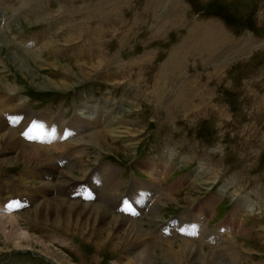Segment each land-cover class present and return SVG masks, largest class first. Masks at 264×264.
<instances>
[{
    "label": "rangeland",
    "instance_id": "374dc122",
    "mask_svg": "<svg viewBox=\"0 0 264 264\" xmlns=\"http://www.w3.org/2000/svg\"><path fill=\"white\" fill-rule=\"evenodd\" d=\"M170 59L179 62L169 64ZM0 80L12 88L9 95L4 92L13 102L6 101L9 114L20 117L4 126L20 142L22 137L26 144L43 142L42 136L23 134L27 113L22 110L32 113V122L43 113L70 120L88 106L87 113L98 109L99 120V125L91 123L94 130L78 136L82 145L64 140L72 159L82 156L85 170L67 168L57 157L56 176L40 181L32 175L39 165L26 162L21 149L6 146L2 138L0 204L12 209L31 238L18 244L17 233L9 236L0 229V264H126L147 250L130 246L133 237L127 240L123 232L117 239L106 232L87 239L81 236L86 227L77 229L62 217L54 227L50 209L45 210L48 219L35 212L38 204L31 193L45 182L61 186L70 178L74 187L69 188L80 193L94 183L98 166L107 163L121 171L124 182L114 192L124 205L112 212L143 224L149 236L189 225L197 216L195 229L204 237H162L168 240L154 246L155 264H200L181 248L183 238L192 240V252L200 251L203 260L213 254L221 264H264V0H0ZM181 94L193 99L184 104ZM108 114L119 117L116 129L122 133L107 132ZM91 131L110 135L96 143L89 139ZM4 132L0 127V135ZM156 162L165 169L160 178L152 176ZM190 174L197 178L176 187ZM118 181L115 176L113 185ZM151 181L153 188L139 189ZM97 187L94 194L84 189L81 195L113 197ZM131 189L149 191L152 198H137ZM46 195L54 196L50 190ZM245 199L254 211L241 209ZM208 202L212 212L203 219L198 215ZM231 211L238 214L230 223ZM109 226L108 231L114 227ZM172 245L174 253L165 256L162 250Z\"/></svg>",
    "mask_w": 264,
    "mask_h": 264
},
{
    "label": "bare ground",
    "instance_id": "6f19581e",
    "mask_svg": "<svg viewBox=\"0 0 264 264\" xmlns=\"http://www.w3.org/2000/svg\"><path fill=\"white\" fill-rule=\"evenodd\" d=\"M89 4V3H88ZM150 4V3H149ZM86 5V3H84V6ZM148 5V4H147ZM168 9V8H167ZM166 9V10H167ZM167 12V11H166ZM58 21V20H57ZM23 41V40H22ZM29 43V42H28ZM32 43V42H31ZM29 45V44H28ZM33 46V45H32ZM101 47V46H100ZM99 48V47H98ZM57 49L53 50V53H57ZM184 54L186 53H181L179 54V56H184ZM174 56V55H173ZM175 57V56H174ZM228 58V57H227ZM217 59V58H216ZM16 60V59H15ZM117 61V60H116ZM170 62H174L177 63L179 62V60H174V59H170L169 60V64ZM37 63V62H36ZM167 63V62H166ZM48 64V63H47ZM57 64V63H56ZM122 64V63H121ZM120 65V64H119ZM100 66V65H99ZM144 67V66H143ZM125 68V65H124ZM129 68V67H128ZM129 71V70H128ZM161 78V77H160ZM159 78V79H160ZM163 79V78H161ZM182 81V80H181ZM189 81L187 79V81L185 82V86H187L189 84ZM169 82V81H168ZM173 82V81H172ZM169 84V83H168ZM174 84V83H172ZM48 86H50V84H47ZM162 85V84H161ZM160 85V87H161ZM177 85V84H176ZM170 86V84H169ZM11 86L7 85L4 83V80H0V127H3L5 132L3 134L0 135V141L2 140V138H5L6 141V146H8L9 144H11V147H15V148H20L21 149V157L26 161L29 162L31 164H37L39 165L38 169L33 171L32 175L35 176L36 179L43 180L46 177H50V176H56V171L58 170L57 166H56V158L58 157L59 160L62 158V162L65 163V167H75L77 169H79L78 171H84L85 167H84V161H82V156L79 157V160H75L72 159L70 157V152H68V147L70 145L67 144V142H64V140L66 141L67 137L70 138L71 141V145L74 146L77 142H79V140L77 139L79 135H81L82 132H86V131H90V130H94V128L91 126V123H96L98 124L99 120H98V109L93 108L92 111L90 112H86L85 110L88 109V106H83L77 113H75V116L70 119L67 120L63 114H59L57 116H52L53 114L51 113H43L44 115H39L37 118H34L35 120L32 122V118L28 117V116H32V113L29 111H25L22 110L23 112H26L27 114L22 115V130H23V134H26L28 132L34 133L36 134V136H42L43 138V142L41 145L37 144L36 141H32V143H28L25 142L23 140L22 137V142H20V138L16 137L17 133L15 131L7 130L6 127L4 125H8L10 123L13 122H19L20 121V117L18 115H11L9 114L8 111V103L6 101H8L9 98H6L4 96V92L8 93L12 92V88L10 89ZM159 87V88H160ZM171 87V86H170ZM167 88V87H166ZM181 88V87H180ZM179 88V89H180ZM176 89V88H175ZM198 89V88H197ZM186 90V89H185ZM162 91V90H161ZM160 89H158V92H161ZM178 91V90H177ZM199 91L202 92V89H199ZM143 92V91H142ZM165 92V91H164ZM189 92V91H188ZM194 92V91H193ZM197 92V91H196ZM198 93V92H197ZM11 94V93H10ZM196 93H194L195 95ZM201 94V93H200ZM157 96L159 98L164 97L163 94L158 93ZM196 96H198L196 94ZM201 95H199L198 97H200ZM174 97V96H173ZM182 97V101H184V104L186 102V100H191L193 99V96H185L184 94H181ZM20 98V97H19ZM20 100L22 101L23 98H20ZM20 101V102H21ZM200 101V100H199ZM149 102V101H148ZM12 101L9 99V104L12 106ZM18 105V104H17ZM20 108V106L18 107ZM92 107H90L91 109ZM189 108V107H188ZM89 111V110H87ZM103 112V111H101ZM109 115V114H108ZM137 115V114H136ZM51 117V118H50ZM167 118V117H166ZM32 119V120H31ZM38 120H43L40 124L37 122ZM31 122V123H30ZM120 122L119 117L116 116H107V121L106 123V129H108V133H111L113 136H116L117 132H121L119 130H117L116 125ZM132 123V122H131ZM25 124V125H24ZM31 124L32 127L29 125ZM66 124H68L66 126ZM114 124V129H111L110 127ZM63 125H65L66 127L64 128ZM99 125V124H98ZM102 125V124H100ZM120 125V124H119ZM100 127V126H99ZM45 132H48V134L45 135ZM100 131H91V135L89 136V139L91 141H95V139L100 140L104 143V138L107 135L110 134H105V135H100L103 133H99ZM67 133V134H64ZM122 133V132H121ZM96 134H98L96 136ZM32 138V137H31ZM34 138V137H33ZM39 138V137H38ZM37 138V139H38ZM106 139V138H105ZM138 139V138H137ZM4 140V139H3ZM41 140V139H38ZM75 140H78L77 142H75ZM89 141V140H88ZM87 141V142H88ZM106 141V140H105ZM74 142V143H72ZM96 142V141H95ZM97 143V142H96ZM22 144V145H21ZM79 145L81 144L80 142L78 143ZM77 144V145H78ZM87 144V143H86ZM90 144V141H89ZM100 144V142H99ZM98 144V145H99ZM82 145V144H81ZM5 146V147H6ZM84 146V145H83ZM89 146V145H88ZM102 146V145H101ZM80 147V146H79ZM85 147V146H84ZM14 148V149H15ZM74 148V147H73ZM100 148V147H99ZM103 148V146H102ZM84 148H81V151ZM4 150H7L6 148H4ZM55 151H60L61 154H57L58 155H54L53 152ZM84 151V150H83ZM73 155V154H72ZM74 156V155H73ZM55 158V159H54ZM81 158V159H80ZM58 161V159H57ZM3 161H0V164ZM25 162V163H26ZM55 162V163H54ZM72 162V163H71ZM86 163V162H85ZM5 164V163H4ZM90 166V165H89ZM70 168V167H69ZM89 168V167H88ZM153 168L157 171V174H152V176H156L157 177H161L165 171V169H161L158 167L157 162L153 164ZM66 169V168H65ZM87 169V168H86ZM64 170V169H63ZM68 170V169H67ZM88 170V169H87ZM65 171V170H64ZM63 171V172H64ZM89 171V170H88ZM94 171V170H93ZM97 174L94 175L92 177V181L94 182L93 184H89L86 187H83L80 191V193L78 192V190H74V189H70L69 187H74V184L71 183L69 181V179H62L61 181V186H57L55 184V182H52L54 185H52L50 182H45L44 185H41L38 190H36L35 192H42L44 193V195H35V192H32L31 194L34 195V201L38 204V207L36 208V214L38 216H44V215H48V213L45 212V210L50 209L52 211V213H54V221L51 222L54 227L55 226H60V221L59 217H62L64 219V221L66 222H72L73 226L77 229H82L83 227H86L87 229H89L87 232H85L83 229L82 235L84 237H87L85 234L88 235L90 239V237H101V233H105L108 234V237H116V239L118 237H120V234H122L121 232H123L124 234V238L125 239H129V237H133L132 238V244L130 246L135 247V245L137 244H141L144 245L145 250L144 252L141 253V251L139 250L140 253H138V255H136L134 257V259L126 263V264H155L154 261L152 260V251L154 250V246L158 245L160 246V243H165L167 242L166 240H168V238H162V237H174L177 235H182L181 237H204V235H201L199 232L196 231L195 227L198 224L197 222V216L196 218L191 221V223L185 224L180 226L177 229H172V230H168V231H164V230H155L156 232L152 235H148V233H146L144 231L145 226L143 224H140L138 222L135 221H129V219H126L125 217H119L116 214L118 213V211H120L119 209H115L116 210V214L112 212V209H114L115 207L120 205V199L114 194V192H118L119 187L124 184V182H122V180L120 179L121 174L119 175V172H121L117 167H114L110 164H106L105 167H99L98 166V170H97ZM67 172V171H66ZM95 172V171H94ZM83 173V172H82ZM88 173V172H87ZM166 173V172H165ZM69 174V173H68ZM67 174V175H68ZM72 174V173H71ZM89 174V173H88ZM26 176V178L28 179L29 175L24 174ZM98 175L101 179L100 183L98 182ZM61 176V175H60ZM77 176V175H76ZM116 178L119 180L115 185H113V179ZM71 177V175H70ZM26 178L22 177V182H28L26 181ZM72 178V177H71ZM80 178V177H79ZM197 178V175H192L190 174L188 177H186L185 179H182L181 181H177L178 183L176 184V187H179L181 185H183L182 183L185 182V180H193ZM74 179V178H72ZM122 183V184H121ZM154 182H150V183H146V184H141L139 186V189H147L150 190L151 188H153L156 184H154V186L152 185ZM8 184V183H7ZM138 184V183H136ZM28 185V184H27ZM31 185V184H29ZM99 185L102 187V189L105 191V193H108V191L110 193L113 194V197L110 199L108 197H104L103 194H101L100 196H102L101 198L97 199V200H90L87 199L85 197H83L81 194L82 192H84V189L88 190V192H91L94 194L95 191V187L96 190L99 192ZM24 186V185H23ZM136 187V185H134ZM78 187V186H77ZM81 187V186H79ZM151 187V188H150ZM196 187V186H195ZM227 187V186H226ZM121 188V187H120ZM162 188H159V190H161ZM50 190L51 193L54 194V196H52L49 199L47 198L46 193ZM132 190V189H131ZM158 188L156 189V191H158ZM222 191V190H221ZM224 192V191H223ZM79 194L78 197L75 194ZM119 193V192H118ZM86 194V193H84ZM117 194V193H116ZM131 194L133 195H137L136 197L139 198V196H142V198L148 199V196L150 195V192H143L141 194H138L137 190H132ZM89 195V194H88ZM168 195V194H167ZM107 196V195H106ZM172 197V196H171ZM152 197H150L151 199ZM25 199V198H24ZM45 199L44 203H41L43 200ZM101 199V200H100ZM114 199V200H113ZM148 199V200H150ZM172 199V198H171ZM108 200H113L110 201L109 206H104L102 205V203H106V201ZM143 202V199H141ZM176 200V199H175ZM178 200V199H177ZM212 200V199H211ZM31 201V200H30ZM29 201V202H30ZM33 201V200H32ZM33 201V202H34ZM251 201V200H250ZM249 200H243L242 203H240L241 205V209L243 211L245 210H250V211H254L256 209L255 205L252 203V201L250 202ZM113 202V203H111ZM149 202V201H147ZM215 202V201H214ZM214 202H212V205L214 204ZM124 203V202H123ZM138 203V201H137ZM163 204V203H162ZM165 204V203H164ZM163 204V205H164ZM23 206V205H22ZM130 208H135L136 211L140 208L137 206H131L129 205ZM206 207L204 208V210H202L200 212V214L198 215L199 217L203 218L204 217H208V215H210L211 208L212 206L210 205V202H208L206 205ZM24 208L26 206H23ZM145 207V206H144ZM237 207V206H236ZM144 209V208H143ZM203 209V207H202ZM23 210V209H22ZM35 210V209H34ZM49 210V211H50ZM146 210L148 211V208L146 207ZM201 210V209H200ZM238 210V207H237ZM135 211V210H133ZM157 211V210H156ZM143 212V211H142ZM152 212V211H151ZM234 212V213H232ZM239 212V211H238ZM34 213V212H33ZM145 213V212H144ZM158 213V212H157ZM231 215H229L230 217V223L231 221H233L235 214L237 213V211H231ZM129 214V213H128ZM139 214V213H138ZM238 214V213H237ZM236 214V215H237ZM25 215V214H24ZM24 215L22 214L21 216L24 217ZM126 215V213H125ZM154 215V214H153ZM20 216V215H19ZM35 216V215H34ZM48 216L45 217L46 219H48ZM128 217V216H127ZM138 217V215H137ZM198 217V218H199ZM130 218H133V216H131ZM151 218V217H150ZM19 218L13 213L12 214V209L8 206H3L2 204H0V229L3 230V232L5 233V235H11L12 233L15 232L14 234L17 233V235L15 236L16 239H18L16 242H19L18 244H20L22 241V239H29L31 238L30 234H28L25 230L22 229V226H20V224L16 221ZM33 218H31L30 220H32ZM23 220V219H22ZM62 220V219H61ZM200 220V219H198ZM206 222V219L204 220ZM35 222V221H34ZM129 222V223H128ZM140 222V220H139ZM153 222V221H151ZM229 222H225L224 225L229 224ZM64 223V222H63ZM146 223V222H145ZM235 223V220H234ZM62 224V222H61ZM112 224L114 227L109 229L108 231V226ZM65 225V224H64ZM67 225H70L67 224ZM230 225V224H229ZM11 226V229L9 228ZM63 226V225H62ZM198 226H200L198 224ZM66 228V226H64ZM110 227V226H109ZM116 227V228H115ZM205 227V226H204ZM63 228V227H62ZM64 228V229H65ZM73 228V227H71ZM221 228V227H220ZM224 228V227H223ZM67 229V228H66ZM146 230V229H145ZM226 230V229H225ZM67 231V230H66ZM71 231V229L69 230ZM77 231V230H76ZM75 231V232H76ZM205 231V230H204ZM153 232V231H151ZM69 233V232H68ZM98 233V235L96 234ZM120 233V234H119ZM174 233V234H171ZM151 234V233H150ZM22 236V237H21ZM104 237V236H103ZM148 237H154V239H150ZM223 237V236H220ZM14 239V238H13ZM21 239V240H20ZM33 239V238H32ZM85 239V238H84ZM98 239V238H97ZM100 239V238H99ZM120 239V238H119ZM123 239V238H122ZM15 240V239H14ZM13 240V241H14ZM20 240V241H19ZM38 240V238H37ZM103 240V239H101ZM108 240V239H107ZM31 241V240H30ZM88 241V240H87ZM99 241V240H97ZM117 241V240H116ZM192 241V240H191ZM191 241H189V239L187 238H183L182 242L180 243L181 248L184 249L185 251H187V254L192 253L193 256L195 257L196 261H199L200 264H206V261H209L210 264H221L220 261L217 260L216 257H214L213 254L206 256V258L203 260V257L201 256L202 253L200 251H193L192 248V243ZM204 241V240H203ZM92 242V241H91ZM95 242V241H94ZM103 242V241H102ZM109 242V241H108ZM120 242V241H119ZM128 242V241H127ZM170 242V241H169ZM206 242V241H205ZM204 242V243H205ZM42 243V242H41ZM98 242H96L95 244L97 245ZM104 243V242H103ZM130 243V242H129ZM17 244V243H16ZM32 244V243H31ZM99 245L102 244L101 242L98 243ZM105 244V243H104ZM195 244V243H194ZM215 244V243H214ZM40 245V244H39ZM42 245H44L42 243ZM99 245L97 247H99ZM125 245V244H124ZM123 245V247H124ZM164 245V244H161ZM196 245V244H195ZM45 246V245H44ZM47 247L49 245H46ZM224 246V245H223ZM243 246V245H242ZM51 247V246H50ZM101 247V246H100ZM110 247V245H109ZM113 247V246H111ZM116 247V246H115ZM129 247V246H127ZM125 248V250L127 249V251L129 250L128 248ZM140 247V246H139ZM45 248V247H44ZM117 248V247H116ZM118 248H120V246L118 245ZM143 248V247H142ZM156 248V247H155ZM192 248V249H191ZM241 248V247H240ZM48 248H46L47 250ZM113 249V248H112ZM115 249V248H114ZM120 250V249H119ZM124 250V248H123ZM122 250V251H123ZM162 250V249H161ZM174 249H173V245L172 248L167 247L165 249L162 250V253L165 256L168 255H172L174 253ZM214 251V250H213ZM129 252V251H128ZM53 253V252H52ZM214 253V252H213ZM127 254V253H126ZM137 254V253H136ZM191 254V255H192ZM135 255V254H134ZM178 255V254H177ZM176 256V254H175ZM133 257V255H132ZM218 257V256H217ZM58 258H60L58 256ZM154 258V257H153ZM237 257L235 256L234 259H236ZM64 261V260H63ZM66 261V260H65ZM82 261V260H81ZM119 262V261H118ZM67 263V261L65 262ZM71 263V262H69ZM125 263V262H123ZM72 264V263H71ZM118 264V263H116Z\"/></svg>",
    "mask_w": 264,
    "mask_h": 264
}]
</instances>
